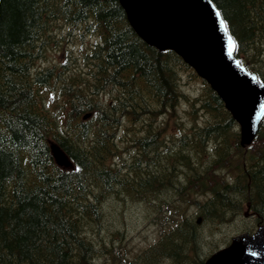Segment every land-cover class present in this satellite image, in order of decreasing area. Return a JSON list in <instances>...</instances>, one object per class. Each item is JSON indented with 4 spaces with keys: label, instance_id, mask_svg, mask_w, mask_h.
<instances>
[{
    "label": "trees",
    "instance_id": "obj_1",
    "mask_svg": "<svg viewBox=\"0 0 264 264\" xmlns=\"http://www.w3.org/2000/svg\"><path fill=\"white\" fill-rule=\"evenodd\" d=\"M211 1L235 57L264 80V0ZM72 31V59L34 70L43 47ZM262 130L242 148L217 94L142 41L118 0H0V264H93L110 248L95 233L105 212L125 201L155 215L185 207L121 264H202L230 231L264 224ZM52 143L71 167L55 163ZM210 226L220 232L207 242Z\"/></svg>",
    "mask_w": 264,
    "mask_h": 264
},
{
    "label": "water",
    "instance_id": "obj_2",
    "mask_svg": "<svg viewBox=\"0 0 264 264\" xmlns=\"http://www.w3.org/2000/svg\"><path fill=\"white\" fill-rule=\"evenodd\" d=\"M135 33L159 51L172 50L193 66L239 124L240 144L249 145L264 116V81L234 59L233 42L210 0H119ZM224 25V24H223ZM55 162L67 166L51 145ZM203 264H264V224L234 236Z\"/></svg>",
    "mask_w": 264,
    "mask_h": 264
},
{
    "label": "rangeland",
    "instance_id": "obj_3",
    "mask_svg": "<svg viewBox=\"0 0 264 264\" xmlns=\"http://www.w3.org/2000/svg\"><path fill=\"white\" fill-rule=\"evenodd\" d=\"M68 39L74 40L73 36H68ZM90 38L84 37V42L88 43ZM66 48L72 46L70 43L65 44ZM59 43H52L47 45L46 51L44 52V57L38 60V67H46L56 65L57 61L62 54H57L60 50ZM48 96H45V101H47ZM264 134V128L262 130ZM259 142V141H258ZM257 144H260L258 143ZM256 144H252V147H256ZM129 148L124 150L126 158H129L128 154ZM172 189L166 190L164 193L165 198H169L172 195ZM133 202H122L120 205H113L106 212V217H104L103 225L98 230H96V235L101 237L103 241L107 244L106 246L110 249L111 254L109 255V249L94 259L93 264H121L126 260L133 259L140 251H144L150 245L156 242L160 233L169 229L174 222L173 219H178L182 214V208L180 206L178 209L174 204H167L162 208L160 212L156 215L151 209H145L141 205L132 204ZM117 208V209H115ZM221 230H225L228 226L220 227ZM201 231L205 234V239L211 241L218 237L220 232L214 226L210 228H202ZM228 233V232H227ZM229 234V239L232 235ZM215 234V237H214ZM207 245L203 246L202 250L205 251ZM201 251L203 254L204 252ZM161 263L157 264H163Z\"/></svg>",
    "mask_w": 264,
    "mask_h": 264
},
{
    "label": "bare ground",
    "instance_id": "obj_4",
    "mask_svg": "<svg viewBox=\"0 0 264 264\" xmlns=\"http://www.w3.org/2000/svg\"><path fill=\"white\" fill-rule=\"evenodd\" d=\"M250 7V6H249ZM54 16V15H53ZM46 17V16H45ZM74 19V18H73ZM90 23V22H89ZM65 25V24H64ZM84 28V27H83ZM57 32V31H56ZM55 33V32H54ZM59 33V32H58ZM258 36V35H257ZM60 50V49H59ZM37 55V54H36ZM28 67V66H27ZM34 70H38L36 67L34 68ZM101 93V92H100ZM136 99V98H135ZM202 114V113H201ZM215 147V146H214ZM156 154V153H155ZM74 163V162H73ZM88 163V162H87ZM143 167V166H142ZM99 169V168H98ZM130 180V179H129ZM96 190V189H95ZM235 236V234L234 235H232L231 236V238L229 239V241L233 238ZM228 241V242H229Z\"/></svg>",
    "mask_w": 264,
    "mask_h": 264
},
{
    "label": "snow or ice",
    "instance_id": "obj_5",
    "mask_svg": "<svg viewBox=\"0 0 264 264\" xmlns=\"http://www.w3.org/2000/svg\"><path fill=\"white\" fill-rule=\"evenodd\" d=\"M217 15H219V13H217ZM221 27H224V25H223V24H221Z\"/></svg>",
    "mask_w": 264,
    "mask_h": 264
}]
</instances>
